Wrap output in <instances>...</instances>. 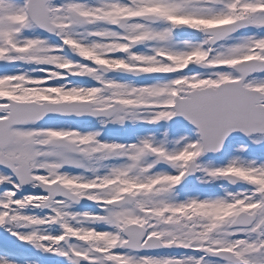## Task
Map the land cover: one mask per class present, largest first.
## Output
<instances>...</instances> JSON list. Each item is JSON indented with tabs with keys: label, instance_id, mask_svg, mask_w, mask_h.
<instances>
[{
	"label": "snow or ice",
	"instance_id": "obj_1",
	"mask_svg": "<svg viewBox=\"0 0 264 264\" xmlns=\"http://www.w3.org/2000/svg\"><path fill=\"white\" fill-rule=\"evenodd\" d=\"M264 264V0H0V264Z\"/></svg>",
	"mask_w": 264,
	"mask_h": 264
},
{
	"label": "rangeland",
	"instance_id": "obj_2",
	"mask_svg": "<svg viewBox=\"0 0 264 264\" xmlns=\"http://www.w3.org/2000/svg\"><path fill=\"white\" fill-rule=\"evenodd\" d=\"M22 246H23V248H24V247H26V248L29 247V246H27V245H22ZM20 253H23V251L20 252ZM31 253H33V252H31ZM31 253H30V254H31ZM30 258H31V264H36V263H35V257H34V258H33V257H30Z\"/></svg>",
	"mask_w": 264,
	"mask_h": 264
}]
</instances>
